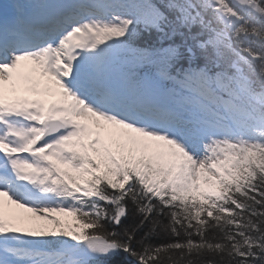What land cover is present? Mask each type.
Segmentation results:
<instances>
[{"label":"snow or ice","instance_id":"obj_1","mask_svg":"<svg viewBox=\"0 0 264 264\" xmlns=\"http://www.w3.org/2000/svg\"><path fill=\"white\" fill-rule=\"evenodd\" d=\"M0 264H264V0H0Z\"/></svg>","mask_w":264,"mask_h":264},{"label":"trees","instance_id":"obj_2","mask_svg":"<svg viewBox=\"0 0 264 264\" xmlns=\"http://www.w3.org/2000/svg\"><path fill=\"white\" fill-rule=\"evenodd\" d=\"M60 221V224L59 225H55L53 224V227H50V228H47L46 226H43V225H40V224H37V223H34L35 227H44V228H47V229H52V228H56L57 230H65V231H71V230H80L83 225H80L79 222L76 220L75 217L72 216V219L71 220H64L61 222Z\"/></svg>","mask_w":264,"mask_h":264},{"label":"rangeland","instance_id":"obj_3","mask_svg":"<svg viewBox=\"0 0 264 264\" xmlns=\"http://www.w3.org/2000/svg\"><path fill=\"white\" fill-rule=\"evenodd\" d=\"M13 206H15V207H17L16 205H14V204H12ZM22 209H24V208H22ZM25 210H27V209H25ZM52 215H53V213H52ZM53 216H55V215H53ZM27 218L28 219H38V220H41V219H39V217H37V216H35L33 213H31V212H29L28 210H27Z\"/></svg>","mask_w":264,"mask_h":264}]
</instances>
